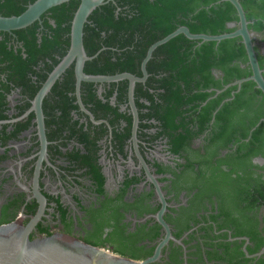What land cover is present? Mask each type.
Here are the masks:
<instances>
[{
	"label": "flooded vegetation",
	"instance_id": "af4514ba",
	"mask_svg": "<svg viewBox=\"0 0 264 264\" xmlns=\"http://www.w3.org/2000/svg\"><path fill=\"white\" fill-rule=\"evenodd\" d=\"M122 1L95 10L132 20ZM237 1L250 49L242 35L180 33L149 53L181 28L242 30L228 0H200L187 17L151 9L162 16L147 18L144 38L107 48L112 74L85 71L105 47L85 61V77L127 76L111 81L80 79L73 60L45 89L69 51L54 7L0 31V226L34 221L30 239L63 236L143 264H264V0ZM220 19L216 35L186 25Z\"/></svg>",
	"mask_w": 264,
	"mask_h": 264
},
{
	"label": "water",
	"instance_id": "95a60500",
	"mask_svg": "<svg viewBox=\"0 0 264 264\" xmlns=\"http://www.w3.org/2000/svg\"><path fill=\"white\" fill-rule=\"evenodd\" d=\"M70 0H36L30 4L19 16L0 17V31H14L28 27L48 9L66 3ZM80 4L71 21L70 47L63 62L55 70L54 75L47 82V89L54 79L61 74L73 60H76V72L80 79L88 81H111L124 76L110 78L85 77L82 73L85 61L90 60L83 48V27L89 15L103 3V0H78ZM237 10L242 30L236 34L221 36L192 35L186 28H181L165 39L156 43L149 51L167 42L176 35L184 33L190 39L202 41H220L236 35L246 39L250 49L246 23L243 11L237 0H228ZM251 54V51L249 50ZM264 89V86H262ZM35 222L26 226L12 223L0 226V264H143L124 257L112 254L103 249L87 246L63 236L38 237L30 239Z\"/></svg>",
	"mask_w": 264,
	"mask_h": 264
},
{
	"label": "trees",
	"instance_id": "16d2710c",
	"mask_svg": "<svg viewBox=\"0 0 264 264\" xmlns=\"http://www.w3.org/2000/svg\"><path fill=\"white\" fill-rule=\"evenodd\" d=\"M0 16L2 17H11V16H19L22 14L28 5L34 3L36 0H0ZM200 0H154L153 3H149L147 0H132V3L135 5L134 7L137 9L139 13L137 16H134L132 20H128L127 17L122 16L121 14L117 17L114 16L112 9H109V5H105L97 10H95L90 17L88 18V22L84 25L83 29V47L88 57H92L103 47L106 50L100 52L97 58L92 61L86 63L85 71L88 73L94 72H109L112 74L110 69V62L107 59V56L111 54L110 50H107L109 47H113L114 44H120L121 47L124 46V42L128 38V34L132 31L136 32L139 36L144 38L146 36V20L150 16L151 18H160L162 14H154L151 9H160V10H168L169 8L174 7H183V9H190L187 12H183V16L187 17L188 12H192L194 8L199 6ZM217 0H211V2H215ZM123 4H128L127 1H122ZM78 0H71L67 3H63L57 7H54L50 10L52 13V18L55 20V24L60 27V25L65 24L66 32H70L71 21L73 19L74 13L76 12L79 6ZM209 3H204L203 5H207ZM222 6V5H219ZM228 9V17L230 19V15L232 13V6L227 4ZM220 11L211 10V15L222 16ZM199 16L207 17L208 14L205 12H200ZM210 21H217L216 18L209 19ZM93 26H92V25ZM191 33H209L212 35L220 34L224 31L222 21L220 19L219 28L207 26L206 22H199L197 24H192L190 22L186 23ZM174 29H170L164 31L156 40H160L164 36L173 32ZM23 30L18 32L20 38H24L20 35ZM102 32L105 36H102ZM132 32V33H134ZM179 40L183 38V36H178ZM66 48H69L70 40L67 38L64 41ZM131 52H124V56H128ZM63 55V54H62ZM99 63H104L105 68L101 70H97V65Z\"/></svg>",
	"mask_w": 264,
	"mask_h": 264
}]
</instances>
